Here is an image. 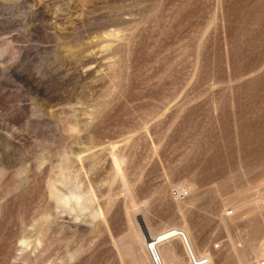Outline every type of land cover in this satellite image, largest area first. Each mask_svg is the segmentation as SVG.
<instances>
[{"label":"rangeland","instance_id":"374dc122","mask_svg":"<svg viewBox=\"0 0 264 264\" xmlns=\"http://www.w3.org/2000/svg\"><path fill=\"white\" fill-rule=\"evenodd\" d=\"M263 178L264 0H0V264H264Z\"/></svg>","mask_w":264,"mask_h":264},{"label":"bare ground","instance_id":"6f19581e","mask_svg":"<svg viewBox=\"0 0 264 264\" xmlns=\"http://www.w3.org/2000/svg\"><path fill=\"white\" fill-rule=\"evenodd\" d=\"M96 155H97V153H96ZM112 160H113L112 164L113 165L115 164L117 167H119V159H118L116 153L112 154ZM122 171L118 170L115 172H118L117 176L122 179L123 185L126 188L128 182L126 183V181H124L125 175L122 173ZM73 184L70 185V183H69V188L71 191L70 192L71 195H70L69 199L72 198V199H77L79 201L83 200V198H85V197H84V195H82V194H84L82 192H84V191H82V190L80 191L77 188L78 189L77 192L79 191L82 194L77 193L75 191L76 190L75 189L76 184H74V185ZM67 185H68V183H67ZM182 190H183V188L181 190H179L181 192H180V194L178 193L179 194L178 196L184 195V192ZM188 191H190V189L187 190V192ZM128 193H130V192H128ZM85 196H86V194H85ZM130 198L132 199V197H130ZM79 205H80V202H79ZM138 207L139 206L137 205L135 200L131 202V208H130V210L128 209V214H127V219L129 222H131V223L134 222V219L136 218L135 214L140 210V209L138 210ZM222 207H223V212H225V214H224L225 219L229 220L232 223L236 222V221H240V220L244 219L245 217H248L249 215L254 214V213H263L264 212V178L261 179L260 181H258L253 187H251L245 191L240 192L236 196L234 195V197H232V198L224 200ZM261 218H262V216H261ZM138 222L141 224L142 228L144 229L146 236H145V238H141V230L142 229L140 230L139 229L140 227H138L136 229L137 230L139 229V230H138V233H136L137 236L136 237L134 236L135 237L134 239L139 238V240H140V238H141V240L144 243H147V246H148L147 251L150 253V255L152 257V263L151 264H179L178 263V257H177V250H176V247L174 245H170L169 247H167L165 249V251H161V247L163 246L164 243H166V242L170 243V242H174V241L181 242V244L183 245V248L186 252V255H187V258H188L190 264H214L213 259H212L213 257L209 253L205 252L206 255L204 257L200 256V253H199L200 251L198 250L199 247L197 248V246L194 244L195 241L193 242V240L191 238L192 234L190 235V233L187 230L180 229V228H174V229L165 231L163 233L153 235L150 232V230L147 229L148 226L146 225L145 220L142 217L138 218ZM150 244L152 245L151 248H149ZM261 246H263V245H261ZM117 251H119V250H117ZM256 254H258V253H256ZM260 256L262 258L264 257V255H262V254H260ZM154 258H158L159 262H155ZM261 259H259V260H261Z\"/></svg>","mask_w":264,"mask_h":264},{"label":"built area","instance_id":"2783aa9c","mask_svg":"<svg viewBox=\"0 0 264 264\" xmlns=\"http://www.w3.org/2000/svg\"><path fill=\"white\" fill-rule=\"evenodd\" d=\"M151 244L149 245V248H151ZM155 259V262H159V259L158 258H154Z\"/></svg>","mask_w":264,"mask_h":264}]
</instances>
